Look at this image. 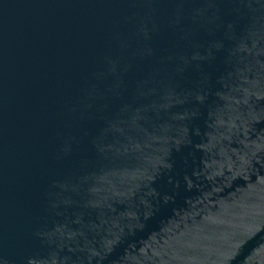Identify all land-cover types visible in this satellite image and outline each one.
<instances>
[{
	"label": "water",
	"instance_id": "water-1",
	"mask_svg": "<svg viewBox=\"0 0 264 264\" xmlns=\"http://www.w3.org/2000/svg\"><path fill=\"white\" fill-rule=\"evenodd\" d=\"M0 264H264V0H0Z\"/></svg>",
	"mask_w": 264,
	"mask_h": 264
}]
</instances>
